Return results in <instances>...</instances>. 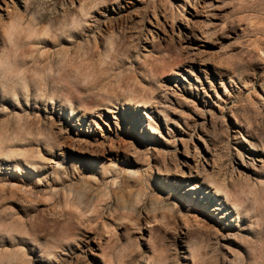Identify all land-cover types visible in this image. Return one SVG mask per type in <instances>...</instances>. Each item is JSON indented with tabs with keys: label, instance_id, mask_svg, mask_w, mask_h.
Listing matches in <instances>:
<instances>
[{
	"label": "rangeland",
	"instance_id": "1",
	"mask_svg": "<svg viewBox=\"0 0 264 264\" xmlns=\"http://www.w3.org/2000/svg\"><path fill=\"white\" fill-rule=\"evenodd\" d=\"M0 264H264V0H0Z\"/></svg>",
	"mask_w": 264,
	"mask_h": 264
}]
</instances>
